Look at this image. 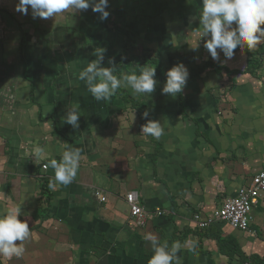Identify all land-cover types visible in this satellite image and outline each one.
<instances>
[{
  "label": "crops",
  "instance_id": "obj_1",
  "mask_svg": "<svg viewBox=\"0 0 264 264\" xmlns=\"http://www.w3.org/2000/svg\"><path fill=\"white\" fill-rule=\"evenodd\" d=\"M109 4L105 31L116 33L113 19L147 55L125 60L126 39L119 34L116 49L103 46V64L115 66L118 78L156 68L149 95L121 87L109 101L97 102L77 78L92 59H9L16 53L9 39L14 32L10 25L0 28L9 52L0 61V215L20 207L30 228L23 255L0 256V264H148L147 234L169 245L181 242L183 264H264V191L249 231L223 222L198 229L191 221L194 213L208 216L264 168V43L237 49L226 63L220 52L214 61L203 38L193 48L202 30V0ZM181 62L191 75L185 88L175 97L162 94L167 70ZM59 63L65 70L58 71ZM33 67H44L43 76L33 75ZM70 103L80 106L75 131L64 123ZM146 110L148 119L161 123L158 139L141 133ZM67 146L81 150L77 176L46 195L41 184L54 183V170L41 165L59 161ZM38 147L44 149L39 158ZM130 191L146 211L143 225L129 215L124 197Z\"/></svg>",
  "mask_w": 264,
  "mask_h": 264
},
{
  "label": "clouds",
  "instance_id": "obj_2",
  "mask_svg": "<svg viewBox=\"0 0 264 264\" xmlns=\"http://www.w3.org/2000/svg\"><path fill=\"white\" fill-rule=\"evenodd\" d=\"M29 6L34 19L76 14L89 8L99 14L101 21L110 15L106 10L109 0H19L16 11L27 15ZM199 24L202 25V30L199 31V40L193 48H197L203 38V46L211 58L219 61V53L222 52L225 58L223 62L226 63L234 58L237 49L247 48L251 51L264 43V0H202ZM104 51L102 48L97 49L96 58L88 62L77 77L85 83L94 100L109 101L121 87L142 95H149L155 90L156 68L142 67L139 73L133 71L118 78L114 75L115 66H104ZM109 64L114 65V61L110 60ZM188 78L187 67L182 62L175 64L166 72L162 94L173 97L180 94ZM66 108L64 123L75 131L80 127V106L78 103H70ZM148 117L149 112L146 110L142 113V118L147 122L141 125V133L160 138L163 134L161 123ZM43 153V148H36L37 158ZM80 158L81 150L74 148L64 151L59 161L51 159L46 166L54 170V183H50L49 187L55 189L58 185H70L77 176ZM20 217V207L0 215V256L11 259L23 255V242L30 237V228L28 220ZM145 239L150 241L153 253L148 264H183V258L178 255L185 247L181 242L174 241L171 245L167 241L161 243L154 234H147ZM17 241L20 243L17 244Z\"/></svg>",
  "mask_w": 264,
  "mask_h": 264
},
{
  "label": "rangeland",
  "instance_id": "obj_3",
  "mask_svg": "<svg viewBox=\"0 0 264 264\" xmlns=\"http://www.w3.org/2000/svg\"><path fill=\"white\" fill-rule=\"evenodd\" d=\"M18 3L19 0H0V28L2 31L5 29L8 31V25H10L14 32L13 37L9 39L14 42L16 53L15 56L10 53L9 59L23 61L26 55V58L32 60L33 63L39 61L55 63V61L75 59L87 61L95 59L96 50L103 49L105 44H111L116 49V45L122 41L117 32L112 33L109 29L105 31L111 24L106 20L101 21L99 14L94 13L91 8L76 14L69 13L49 19H34L30 6L27 15L16 11ZM111 21L116 24L113 19ZM131 38L126 34L124 59L144 58L147 52L145 53L144 49L136 46L135 43H131L129 41ZM3 41L1 37L0 61L9 54L3 50L5 44ZM58 66V71L65 70L62 63ZM41 71L44 72L45 68L33 67V72H36L33 75L41 77L43 76Z\"/></svg>",
  "mask_w": 264,
  "mask_h": 264
},
{
  "label": "built area",
  "instance_id": "obj_4",
  "mask_svg": "<svg viewBox=\"0 0 264 264\" xmlns=\"http://www.w3.org/2000/svg\"><path fill=\"white\" fill-rule=\"evenodd\" d=\"M46 164L41 168L46 169ZM264 191V168L254 173L236 191L234 197L226 199L208 216L201 217L198 213L191 216V221L198 229L207 227L214 222H223L233 229L249 231L251 211L258 204L261 193ZM94 195L103 201L105 198L95 191ZM129 215L135 225H143L146 221V211L138 202L137 194L130 191L125 195ZM160 215V211H156ZM243 264H251L249 261Z\"/></svg>",
  "mask_w": 264,
  "mask_h": 264
},
{
  "label": "trees",
  "instance_id": "obj_5",
  "mask_svg": "<svg viewBox=\"0 0 264 264\" xmlns=\"http://www.w3.org/2000/svg\"><path fill=\"white\" fill-rule=\"evenodd\" d=\"M112 26H113V29L118 33V34H121L123 37H125L126 39V35H125V32L123 31V29H121L120 27L116 26L115 24L112 23ZM191 76V75H190ZM189 76V77H190ZM67 149H68V146H67ZM51 182L44 179L42 181V184H41V191L45 192V194L47 195L48 193V189H49V184ZM252 264V263H251Z\"/></svg>",
  "mask_w": 264,
  "mask_h": 264
}]
</instances>
